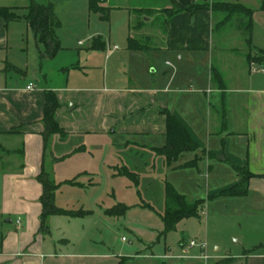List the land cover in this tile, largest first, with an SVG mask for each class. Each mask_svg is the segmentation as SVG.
Instances as JSON below:
<instances>
[{
    "label": "crops",
    "instance_id": "0c3cea01",
    "mask_svg": "<svg viewBox=\"0 0 264 264\" xmlns=\"http://www.w3.org/2000/svg\"><path fill=\"white\" fill-rule=\"evenodd\" d=\"M111 1L113 4L107 5L109 0H102L101 6L128 9L134 17L148 11L170 12L164 44L151 48L162 55V68L160 73L155 68L156 74L147 77L143 86L127 72L111 79L106 72L102 76L88 72L79 82L55 80L65 73L69 78L70 67L74 66L53 67L63 50L42 60L41 47L32 49L28 44L18 48L15 29L10 28L9 20L0 11V264H151L155 257L151 241L140 237L116 251L58 248V244L69 243L70 239L48 238L40 232L43 184L39 176L46 169L52 139L56 150L50 160L57 163L69 158L70 150L61 146L71 136L117 135L122 138L119 145L125 144L126 148L137 144L160 153L156 148L166 143L167 111L180 119L199 147L185 152L172 165L164 156L169 168L183 172L194 187L195 171L200 172L203 165L209 180L221 179L209 189L211 198L246 181L244 194L220 196L264 206V0ZM82 2L83 9H90L89 0ZM215 2H239L252 8L250 34L243 33L240 21L236 27L219 26L221 11L187 9ZM144 16L145 22L149 21L150 17ZM138 26L134 25L137 31ZM107 48L105 65L116 56L119 46L107 44ZM30 49L34 62H24L19 54L28 55ZM127 49L119 56L120 61L132 63L135 50ZM253 56L258 58L254 66ZM97 57L96 50L87 51L83 64L98 65ZM5 62L9 63L8 71L4 69ZM31 82L35 87L28 89ZM48 91L57 96L55 118L65 134H53L45 140ZM125 157L129 163L124 166L130 170L131 158ZM248 172L251 176L245 180ZM63 182L78 184L76 178ZM155 247L165 252L168 246Z\"/></svg>",
    "mask_w": 264,
    "mask_h": 264
},
{
    "label": "rangeland",
    "instance_id": "374dc122",
    "mask_svg": "<svg viewBox=\"0 0 264 264\" xmlns=\"http://www.w3.org/2000/svg\"><path fill=\"white\" fill-rule=\"evenodd\" d=\"M82 1L85 4L86 0H0V6L12 7L19 15L17 19L9 20V26L15 29L18 38V48L27 47L29 44L32 49L33 46L42 49L43 46L36 40L25 15L32 2L53 5L61 24L57 36L64 49L58 51L59 53L63 50L61 56L58 55L57 62L52 65L54 68L61 64L74 65L70 67L72 70L69 78L65 73L62 78L57 75L55 80L70 79V82H79L84 80V74L88 72L92 76H102L106 72L111 79L127 72L139 79L143 86L144 80L155 73V68L160 73L162 55L151 48L164 44L170 12L148 11L134 17L128 9L115 8L107 9V17L103 19L98 12L83 9ZM110 2L113 4L111 0L106 4L110 5ZM156 5L161 7L162 3ZM221 12L223 16L220 17L225 20L228 13ZM144 15L150 17L149 21L145 22ZM242 16L236 12L225 24L236 27ZM243 17L246 20V16ZM137 23L139 31L134 28ZM242 30L244 34H248L246 29ZM92 36H101L106 41V46L92 49ZM130 36L146 44L148 48L131 49L135 50L132 52L133 60L132 63H127V60L120 61L119 56L129 51L127 48ZM107 44H117L119 49L116 56L105 65ZM95 50L98 53V65L83 64L86 52ZM19 55L24 62H34L31 49L30 54ZM257 59L253 56L254 65ZM100 60L103 61L101 65ZM79 64L83 67H78ZM4 69L10 70L9 63H4ZM121 141L122 138L117 135L109 134L96 138L71 136L61 146V149L70 150L69 158L63 163H57L50 160L51 153L56 150L54 141L51 140L45 172L50 180L59 184L54 194L55 204L63 208H82L91 212L82 218L62 215L49 217L48 225L50 224L52 230L42 234L48 238L70 239L69 243L58 244V248L116 251L118 247L136 242L137 237H140L142 240L151 241L155 254L150 260L151 264H264L263 205L253 204L250 200L220 196L226 194L224 192L217 198H211L213 193L209 189L214 188L221 179L218 177L209 180L206 177L208 170L203 165L200 172L194 170L197 178L193 187L188 184L183 172L174 171L167 166L163 154L137 144L126 148L125 144L119 145ZM125 156L131 158L130 171L136 175L126 173L127 167L124 165L129 162ZM84 170H88L89 174ZM245 175L248 176L247 173ZM67 178H76L78 184L63 182ZM167 182L185 194L189 201H205L198 215L177 221L173 229H168L164 221ZM245 185L246 182L243 187ZM171 206L176 210L175 203ZM107 209L111 212L106 211ZM192 240L207 242L206 252L209 258L200 257L201 249L198 246L188 248ZM183 243L186 244L185 247L181 246ZM156 244L158 248L160 244L162 249L164 245L168 247L165 252L161 248V251L155 250Z\"/></svg>",
    "mask_w": 264,
    "mask_h": 264
},
{
    "label": "trees",
    "instance_id": "16d2710c",
    "mask_svg": "<svg viewBox=\"0 0 264 264\" xmlns=\"http://www.w3.org/2000/svg\"><path fill=\"white\" fill-rule=\"evenodd\" d=\"M102 0H89L90 9L95 12L102 13V17H107V8L101 6ZM264 7V5H263ZM28 12L25 15V18L33 30L37 41L43 46V49L40 51L41 59L52 58L58 51L62 48L60 40L57 36V30L60 27V21L58 20L55 9L51 3H37L32 2L28 7ZM189 11H196L199 9H212L213 11H224L227 12V18L220 21V25H224L227 20L232 17L236 12L246 16L240 18V25L242 29H246L247 33L250 34L253 20L254 10L250 7H247L239 2H215L213 4H198L187 8ZM2 16L6 20L17 19L19 15L13 11L12 7H0ZM106 46V42L102 40V37H96L93 39L92 48L100 49ZM128 48L141 50L147 49L148 46L143 44L140 41H137L135 37H129L128 39ZM59 106V102L55 92L48 91L46 93V102H45V111H44V131L43 136L46 140L49 136L53 134L64 135V129L59 125L55 118L56 109ZM167 114V131H166V143L162 147L156 148L158 152L163 154L167 160L168 165H172L176 162L181 155L185 152L197 150L198 144L192 139L189 131L185 125L180 121V119L175 116L170 111L166 112ZM126 173L135 174L131 172L128 168ZM251 176V173L248 172V176L245 177V180ZM39 179L43 184V194L41 196L42 202V213H41V225L40 232L46 233L49 232L48 219L52 215H69L73 217L84 216L89 213L88 210H69L59 207L55 204V190L59 184L50 180L47 177V173L43 171ZM74 182L75 179L69 180ZM246 182V181H245ZM244 183V182H243ZM61 184V183H60ZM243 185L234 186L224 193L231 194H244L246 188H242ZM246 187V185H245ZM204 200L199 199L195 201H189L187 196L178 192L177 189L170 183L166 184V211L164 214V221L168 229H173L177 221L185 218L196 216L199 213L200 208L204 205ZM171 203V204H170ZM172 203H175L176 210H173L171 206ZM171 206V207H170ZM111 212V211H110Z\"/></svg>",
    "mask_w": 264,
    "mask_h": 264
},
{
    "label": "built area",
    "instance_id": "2783aa9c",
    "mask_svg": "<svg viewBox=\"0 0 264 264\" xmlns=\"http://www.w3.org/2000/svg\"><path fill=\"white\" fill-rule=\"evenodd\" d=\"M253 66H254V64H253ZM27 87H28V89H33L35 87V85H34V83L31 82ZM195 246H198L201 249L200 257H204L205 259L209 258V255L206 252L207 247H208L207 242H205V241L196 242L195 240H192L190 242V244L188 245V248H192ZM185 250L187 251V249H185Z\"/></svg>",
    "mask_w": 264,
    "mask_h": 264
}]
</instances>
